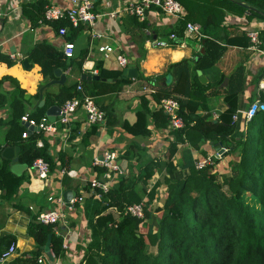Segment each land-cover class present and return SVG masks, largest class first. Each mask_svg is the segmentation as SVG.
<instances>
[{
	"label": "trees",
	"instance_id": "obj_1",
	"mask_svg": "<svg viewBox=\"0 0 264 264\" xmlns=\"http://www.w3.org/2000/svg\"><path fill=\"white\" fill-rule=\"evenodd\" d=\"M176 1L183 6L185 15L169 33L161 37L173 34L182 40L187 24L196 23L202 26L205 38L192 59L172 64L161 76L145 79L138 67L139 75L131 79L123 77L124 71L108 70L102 63H97L95 76L98 79L83 80L86 75L82 67L87 51L68 59L63 51L42 41L23 55L30 68H40L44 79L40 89L55 79L57 69L67 71L76 68L81 74L79 81L45 88V105L28 113L32 101L38 100L40 93L29 95L11 76L0 79V107L8 104L11 110L5 143L19 148L18 158L22 164L33 167L34 162L41 159L49 165L50 174L60 169L69 170L72 159L60 152L56 161L50 154V144L44 131L23 138V134L28 132L22 121L24 117L38 125L47 118L51 107H62L73 98L83 100L90 97L105 112L106 126L111 128L115 124L113 108L104 107L101 104L103 100L99 99L107 96L112 99L134 81H141L155 88L151 98L157 107L152 109L148 98L150 95H141L135 123L125 122L122 125L127 134L139 138L151 136L150 124L157 130L168 129L170 119L160 107L163 99L173 98L180 104L179 115L185 126L173 131L175 140L170 143L162 161L146 156L144 174L135 179L133 161L142 160L140 157L145 155V150L134 156L129 149L120 157L129 161L128 173L119 178L113 189L103 193L92 190L90 184L86 186L88 197L84 201V213L91 240L80 264H264V112L258 113L245 126L241 117L234 121L236 113L244 109L242 98L247 85L246 71L240 59L231 71L219 69L230 50L250 47L247 36L250 30L223 40L215 35L217 30L224 28L229 14L246 16L248 21L256 19L264 22V0ZM47 7L42 0L23 7V15L31 28L47 24L58 35L60 29L65 28L66 34L62 36L64 42L75 43L86 25L73 27L69 20L46 21ZM130 18L138 28H146V24L139 22L136 16ZM259 33L260 50L264 51V34ZM0 63L10 68L16 64L10 56L1 53ZM216 69L219 71L217 81L203 85L197 71L205 75ZM7 84L13 87L10 92L3 91ZM78 86L82 91L78 90ZM211 97L222 98L226 107L216 120L211 115ZM258 97L264 103V90L259 91ZM201 112L206 114L201 115ZM58 128L65 126L59 124ZM99 128L93 125L92 134H98ZM39 141L42 146L38 145ZM205 144L214 147L222 144L229 149L223 158L232 162L233 174L224 178L222 183L217 181L209 168H196L198 159H195L193 152L200 151ZM180 146L184 147L182 151ZM2 152L3 145L0 143V190L4 193L3 198L11 201L25 177L12 173L10 161L2 157ZM179 154L181 158L177 159ZM232 156L237 160L231 161ZM176 159L177 163L174 161ZM221 160L215 159V163ZM94 170L99 178L107 172L99 166H94ZM155 172H159L160 177L150 188ZM162 185L166 186L167 191L156 201L157 190ZM96 194H101V198L96 199ZM144 201V219L125 215L127 207ZM153 216L158 221L157 229L152 223ZM27 234L35 241L36 250L6 264H37L40 257L47 255V245L55 259L64 257V239L56 234L53 226L37 222L35 216L27 227ZM16 242V238L10 235L0 237V257Z\"/></svg>",
	"mask_w": 264,
	"mask_h": 264
},
{
	"label": "crops",
	"instance_id": "obj_2",
	"mask_svg": "<svg viewBox=\"0 0 264 264\" xmlns=\"http://www.w3.org/2000/svg\"><path fill=\"white\" fill-rule=\"evenodd\" d=\"M39 1L41 0H0V6L4 12V16L0 20L1 54L8 56L24 55L42 41H47L58 50L63 51L65 43L63 37L58 35L51 26L41 24L40 27L32 29L30 22L23 15L24 6L36 4ZM42 1H45L47 6H56L61 9L68 7V0ZM135 2L137 0H100L95 4L93 12L98 16L95 27L91 29L85 26L82 34L74 43L76 57L81 52H88L82 67V72L86 76L94 75L97 72L95 68L97 63H102L104 68L108 70H120L116 57L118 53L122 52L129 59L130 67L134 66L136 69L139 67L145 79L156 78L165 74L172 64L192 59L195 53L199 51V44L189 40L185 47L153 48V41L163 38L161 36L169 33L179 20L167 16L157 9H151L143 21L146 28L140 29L126 11L128 5ZM112 12L117 15L115 19L110 16ZM246 23L248 24L246 25ZM253 29L264 34V22L256 19L245 21L243 17L229 14L224 22V28L217 30L215 35L223 40L227 36H234ZM95 33L100 37H94ZM105 46L111 49L108 52V57L99 52V48ZM237 51L235 49L230 50L219 69L231 71L239 59L242 61L246 71L247 85L242 98L244 109L239 111H245L258 100V94L261 91L260 85H264V53L260 54L250 48ZM23 61L16 62L15 66L11 68L0 63V79L4 76L17 79L21 88L33 96L39 93L40 84L44 79L38 66L26 69L23 66ZM62 72L66 75L65 83H75L81 78V74L74 67L67 71L62 70ZM203 76L207 79V84L213 83L217 81L219 71L216 69L215 72L203 74ZM227 83L228 79L226 80ZM12 89V85L7 84L3 91L10 92ZM154 92L155 88L145 85L144 82L134 81L132 85L125 87L120 94L112 96V99L108 96L99 99V101L103 100L101 104L104 107L113 108L115 124L111 128L100 127L98 134H92V126L89 125L86 114L81 110L71 116L68 127L61 129L58 128L59 115L56 116V130L45 132V136L50 144V154L56 161L60 152L66 153L72 159L69 170H56L50 174L49 179L42 180L33 167H27L22 170L20 175L25 177V181L11 201L5 200L3 198L4 193L0 190V237L10 235L17 240V255L10 261L36 250L35 241L27 234V227L37 213L54 208L48 202L49 196L62 195L64 197L65 193L70 191L73 197L82 196L84 201L86 200L88 197L85 190L86 186L91 179L98 177L94 170L95 160L102 159L106 152L112 151L122 156L130 149L134 156H138L139 152L144 149L145 154L149 157L159 156L162 160L165 158L170 143L175 140L173 132L168 129L157 130L150 124L149 128L152 130L150 137L134 138L122 128L125 122L135 123L136 113L140 108L139 97L141 95H150L148 98L151 100L152 109L157 107L151 98V94ZM39 102L40 97L38 100L32 101L28 113L39 107ZM209 104L212 118L218 119V116L226 108L222 98L211 97ZM205 114V112H201V115ZM10 119L9 105L0 107V143L3 145V151L5 148H16L5 143V136L9 129L7 123ZM241 119L245 126L242 117ZM183 148L180 146V151ZM218 149L219 146L214 147L211 144H205L200 151H195L193 154L197 160L205 157L201 154L202 151L207 152V156H209L214 155ZM161 150L165 152L164 156L159 154ZM18 157L19 152L15 155V158ZM180 158L181 154L178 155L177 159ZM233 158L235 156H232V160ZM4 159L10 161V168H12V161L7 158ZM177 159L174 160L175 163H177ZM235 159L237 160V158ZM221 161H224V158ZM119 162L124 174L128 173L129 161L120 159ZM20 164L22 163L20 162ZM65 177L66 181H64ZM151 186L152 181L150 188ZM164 191L166 192L167 189L164 188ZM56 234L61 235L64 239V257L52 259L47 254L42 256L45 263L80 264L91 240V232L84 213V202L71 213L69 224L58 227Z\"/></svg>",
	"mask_w": 264,
	"mask_h": 264
},
{
	"label": "built area",
	"instance_id": "obj_3",
	"mask_svg": "<svg viewBox=\"0 0 264 264\" xmlns=\"http://www.w3.org/2000/svg\"><path fill=\"white\" fill-rule=\"evenodd\" d=\"M100 0H68V7L66 9H61L56 6H48L45 11V20L59 21V20H69L73 27H78L79 25H86L93 29L96 25L98 16L93 12L95 4ZM151 9H157L163 14L173 17L175 19H181L185 15V10L180 2L176 0H137L135 3L128 5L126 11L130 16H136L139 21L143 22L146 18L147 12ZM4 12L0 6V20L3 18ZM112 19L116 18V13H110ZM246 21V16L243 17ZM66 34V29L62 28L59 31L60 36ZM250 39V49L263 54L264 52L260 50V33L258 30H250L247 33ZM94 37H100V35L94 34ZM205 38L203 33V28L201 25L196 23H188L184 32V39L178 40L175 35H170L169 37H163L156 39L152 43L153 48H174V47H185L186 42L193 41L200 44ZM175 43V45H173ZM76 46L72 42H65L63 46V53L66 58L73 59L76 57L75 54ZM111 49L108 46L99 48L100 53H104L105 57H108V52ZM10 59L14 62H20L25 60L24 56L21 54H14L10 56ZM117 64L121 71H125L130 68L129 59L122 53H118L116 57ZM95 72L94 75H96ZM78 90L82 91L81 86H78ZM260 90H264V85H260ZM261 101L257 100L252 103L245 111H238L234 116V121H237L240 117L243 118L244 123L248 124L252 121L256 115L260 112H264V105H260ZM161 109L169 117L170 123L168 130L173 132L176 130L183 129L185 124L183 119L180 117V104L177 100L173 98L163 99L160 103ZM83 111L86 114L87 122L90 126L97 125L99 127L106 126V114L102 111L95 101L90 97H84L83 100L78 98H73L66 101V103L60 107L59 114V124L68 127L70 118L77 111ZM23 122H29L33 126H38L44 132H52L56 130V123L47 124V118L43 119L42 122L36 125L34 122H30L26 117L22 119ZM27 137V133L23 134V138ZM39 146H42V142H38ZM219 149H223L219 152ZM214 155H209L204 158H200L196 161V168L198 170H203L209 166L215 164V159L221 160L225 153L229 152V149L225 147L219 148ZM120 156L116 152H106L102 159H96L95 165L104 168L107 172L103 176L104 178H93L89 181L92 190H100L103 193H107L111 190V183L119 175H123L124 171L120 164ZM33 168L37 171L38 177L42 180L49 179L50 167L49 165L41 159L34 162ZM96 199L101 198V194H96ZM48 202L53 205V209L47 211H41L37 213V222L46 225L53 226L56 232L57 228L60 226H67L69 224V218L72 212L76 210L78 205L84 202V197L74 196L69 202H66L62 195L49 196ZM125 215H131L137 219H144L145 217V206L142 204H134L126 208ZM15 255H17V244L14 243L7 249L0 257V264L8 263ZM51 258L54 259L53 254ZM37 264H46L44 258L40 257Z\"/></svg>",
	"mask_w": 264,
	"mask_h": 264
},
{
	"label": "water",
	"instance_id": "obj_4",
	"mask_svg": "<svg viewBox=\"0 0 264 264\" xmlns=\"http://www.w3.org/2000/svg\"><path fill=\"white\" fill-rule=\"evenodd\" d=\"M23 65L25 68H30V64L27 60L23 61ZM197 74L199 76L200 82L203 85L207 84V79L203 76L202 71L198 70ZM138 76V71L134 66H131L129 69L125 70L123 72V77H128L131 79H136ZM84 79H98L97 76L91 75V76H84L82 78ZM66 82V75L62 72L61 69H57L55 71V79L51 80L48 82L46 85H44L40 90V102H39V107H43L45 105L44 97H43V92L45 88L52 86V85H63ZM260 105H264V103L260 102ZM60 114V107L54 106L51 107L48 112H47V124H52L55 123L56 121V116ZM25 127L27 128V136L30 135L32 132L41 131V128L38 126H33L29 122L24 123ZM223 147L222 144L219 145V148ZM223 149H219V152H222ZM19 152V148H5L4 151L2 152V157L7 158L12 161L13 166L11 168V171L13 174L16 176H20L22 174V170L26 169L28 166L26 164H20L19 158H15L16 153ZM226 154V153H225ZM225 154L222 156V158L225 156ZM73 198L72 192H67L64 195V199L66 202H69ZM46 252L49 257H51V252L49 245L46 246Z\"/></svg>",
	"mask_w": 264,
	"mask_h": 264
},
{
	"label": "rangeland",
	"instance_id": "obj_5",
	"mask_svg": "<svg viewBox=\"0 0 264 264\" xmlns=\"http://www.w3.org/2000/svg\"><path fill=\"white\" fill-rule=\"evenodd\" d=\"M159 154L161 156H164L165 152L161 150ZM146 156H147L146 154L145 155L142 154L141 157H140V158H142V160L133 161L132 166L134 167V169H133L132 173L136 176L135 179H139V177L144 174L143 168H144V165H145V163L147 161V160H145ZM203 156L206 157L207 156V152H204ZM120 157H121V155H120ZM153 158L155 160H157L158 162L162 161V158L159 157V156L153 157ZM143 160H145V161H143ZM234 160H235V158H233V160H231V161H234ZM231 163L228 162V161H220L218 164L215 163L214 165L207 167V169L209 168V170H211V172L217 177V181L222 183L224 178H226V177L228 178V177H230L233 174V171H232V168H231ZM121 176H123V175H119L114 181H112V183H111V187L112 188L111 189H113L117 185V183L119 181V178ZM159 177H160L159 172H155L154 178L152 180V186L157 181V179ZM164 188L167 189L165 185H162L157 190V199H156V201L160 200L163 197V195L165 193ZM145 204L146 203L144 201V206H145ZM113 211L115 212V209ZM152 223L155 226V229H157L158 228V221L156 220V216H153Z\"/></svg>",
	"mask_w": 264,
	"mask_h": 264
},
{
	"label": "bare ground",
	"instance_id": "obj_6",
	"mask_svg": "<svg viewBox=\"0 0 264 264\" xmlns=\"http://www.w3.org/2000/svg\"><path fill=\"white\" fill-rule=\"evenodd\" d=\"M173 60V59H172Z\"/></svg>",
	"mask_w": 264,
	"mask_h": 264
}]
</instances>
